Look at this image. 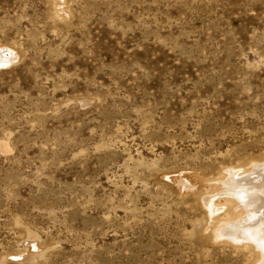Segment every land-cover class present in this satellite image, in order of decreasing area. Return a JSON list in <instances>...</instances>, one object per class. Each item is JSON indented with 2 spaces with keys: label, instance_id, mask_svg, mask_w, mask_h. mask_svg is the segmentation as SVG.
I'll return each mask as SVG.
<instances>
[{
  "label": "rangeland",
  "instance_id": "rangeland-1",
  "mask_svg": "<svg viewBox=\"0 0 264 264\" xmlns=\"http://www.w3.org/2000/svg\"><path fill=\"white\" fill-rule=\"evenodd\" d=\"M254 163L264 0H0V264H254Z\"/></svg>",
  "mask_w": 264,
  "mask_h": 264
},
{
  "label": "bare ground",
  "instance_id": "bare-ground-1",
  "mask_svg": "<svg viewBox=\"0 0 264 264\" xmlns=\"http://www.w3.org/2000/svg\"><path fill=\"white\" fill-rule=\"evenodd\" d=\"M256 165L254 163L252 167ZM258 165V177L254 180L243 183L242 179H238L239 174L235 179L237 171L234 175L230 171L231 177L226 176L220 181L221 189L227 195L225 201L228 202L229 212L224 219L215 216L213 220V236L234 241L242 239L244 246H250L256 252L254 264H260L264 259V164Z\"/></svg>",
  "mask_w": 264,
  "mask_h": 264
},
{
  "label": "clouds",
  "instance_id": "clouds-1",
  "mask_svg": "<svg viewBox=\"0 0 264 264\" xmlns=\"http://www.w3.org/2000/svg\"><path fill=\"white\" fill-rule=\"evenodd\" d=\"M262 252H264V250H262Z\"/></svg>",
  "mask_w": 264,
  "mask_h": 264
}]
</instances>
